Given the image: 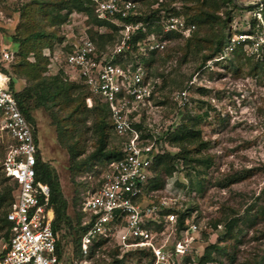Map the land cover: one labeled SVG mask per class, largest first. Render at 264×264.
Masks as SVG:
<instances>
[{
	"label": "rangeland",
	"instance_id": "374dc122",
	"mask_svg": "<svg viewBox=\"0 0 264 264\" xmlns=\"http://www.w3.org/2000/svg\"><path fill=\"white\" fill-rule=\"evenodd\" d=\"M29 1L0 0V51L7 48L8 52L12 51L15 54L16 61L10 64V68L13 77L17 78L18 90H22L31 82H49L59 70L63 69L64 72L62 63L64 47L74 45L82 34H87V30L95 28L83 16L75 17L56 30L58 39H61L62 43L56 39L51 45L41 42L25 50H16L13 41L17 36L20 10ZM167 1L169 6L171 4L169 9L172 6L176 8L175 16L192 22L191 26H194V29L191 33L199 34L194 39L193 45L200 41L198 43L203 48L201 55L209 54L213 46L211 47L212 44L203 41L202 38L211 35L210 25L217 26V24L204 20L202 7L194 0ZM234 5H237L236 9L233 8ZM137 6L138 12L149 10L146 6ZM248 6H252V9L249 10ZM216 11L215 16L227 20L228 17L230 18L226 26L224 25L223 34L238 33L245 29L246 25L256 21L258 15L264 14V0H233V3L220 4ZM102 31L107 30L102 29ZM188 38L183 37V40ZM183 40L168 43V49L158 54L155 71L164 74L168 82L167 88L162 93L163 101L166 102L165 126L171 123L173 128H180L178 127L180 123L183 124L193 117H201L198 128L207 147L198 152L199 148L193 146L192 153L196 157L209 155L214 160L210 169L197 166L196 172L187 168L184 172L173 175L165 187L164 193L166 197L174 199L171 201L174 206L186 202L193 204L196 208L193 216L198 218L202 227L194 246L193 261L190 260L189 264H199L204 248L208 244L218 246L212 254V261L208 264H264V70L258 68L253 60L250 61L240 51L236 52L234 63L229 64L221 60L222 63L215 64L219 62L215 59L208 62L209 70L206 71H210L212 79L202 76L209 84L208 89L198 91L202 82L198 79L202 80L200 79L202 77L196 78L189 89L190 101L186 115L189 114L191 118L186 117L182 122L181 117L174 115L175 107L171 97L173 93L182 89L195 66L200 62L198 59L200 55L196 56L193 50L190 52L185 50ZM68 112L70 110L50 116L46 111H38L35 138L41 159L56 173L64 196L70 204L69 212L73 216L75 213L73 200L83 188L82 183L79 182L90 180L91 187L87 189V196L91 193L96 179L92 176L84 177L88 169L75 177L70 173V154L62 142L60 143L58 130L53 124L62 117L65 118ZM95 119L93 115L82 114L72 125L73 130L77 131L67 142L70 148L76 145L82 150V154L76 157L77 164L84 163L92 151L95 139L92 127ZM160 121V110L152 103V106L146 110L145 122L149 128H153L155 124H160ZM119 141L112 134L111 146H118ZM7 144V137L0 130V177L3 178L6 177L1 165ZM169 148L172 152L176 151L175 148ZM97 162H101L100 167H104L105 160L95 161L93 165H99ZM176 183L183 186L177 187ZM11 184L12 181L8 180L7 185ZM190 189L194 198L188 195ZM234 220L236 223L231 232L227 233V224ZM3 233L4 231L0 236ZM68 237L66 233L65 238L61 239L63 251L66 258H69L67 264H70L71 245H68ZM2 243L0 239V251ZM125 256L127 254H119L113 259L107 255L102 262L93 264H138L139 258L130 254L127 258Z\"/></svg>",
	"mask_w": 264,
	"mask_h": 264
},
{
	"label": "built area",
	"instance_id": "2783aa9c",
	"mask_svg": "<svg viewBox=\"0 0 264 264\" xmlns=\"http://www.w3.org/2000/svg\"><path fill=\"white\" fill-rule=\"evenodd\" d=\"M91 2L97 19L120 28V41L109 53L99 54L88 35L82 34L62 63L70 79L73 76V80H80L94 97L108 106L113 134L121 142L122 158L105 164L91 193L86 196V192L83 198L81 224L85 231L80 242L79 264H92L96 259L105 258L107 255L103 252L107 248L118 249L120 255L148 250L150 262L142 256L140 264H189L187 259L193 261L194 246L200 235L198 225L191 221L188 228L178 231L176 215L170 212L174 199L164 196L154 203L143 195L153 160L161 152L154 141L142 139L133 124L140 122V112L144 110L146 114L152 106L155 86L138 62L125 63L124 67L113 63L117 55L162 51L165 42L154 34L141 43L131 42L134 32L145 27L124 24L118 19H128L138 13L133 0ZM257 17L254 27L248 24L238 33L226 35L223 54L215 61L223 60L240 47L248 56H264V20ZM159 24L164 34L177 33L185 38L194 29L177 16L162 18ZM14 58L12 52L0 51V63ZM195 80L196 77L189 87ZM10 82V76L0 70V130L8 139L1 169L17 185L6 215L12 226L9 239L1 246L0 264H61L56 254L58 236L52 226L50 190L46 184L36 181V140L9 89ZM173 99L178 108L187 107L189 88L176 92ZM91 102V98L86 100L88 107ZM156 225L160 226L157 230ZM104 242L107 247L103 246Z\"/></svg>",
	"mask_w": 264,
	"mask_h": 264
},
{
	"label": "trees",
	"instance_id": "16d2710c",
	"mask_svg": "<svg viewBox=\"0 0 264 264\" xmlns=\"http://www.w3.org/2000/svg\"><path fill=\"white\" fill-rule=\"evenodd\" d=\"M133 1L137 5L146 6L149 9L147 12H138L135 16L129 17L128 19H118V21L124 24H142V26L145 27V30L140 29L134 32L131 39L133 44L141 43L149 35L154 34V36L160 39L161 42H165L163 50L166 51L169 47L168 43L174 40H183V37L179 34H164L163 28L159 24L160 19L175 16L174 14L176 13V8L172 6V8L169 9L171 4L169 6L167 0ZM194 1L199 3L202 7L201 11L204 20L211 23L215 22L218 28L217 26L210 25L209 27L211 35L202 38L203 41L210 42V45L212 44L211 47L213 46L210 53L207 55H201L203 48L198 43L200 41L193 45L194 39L197 37V35H199L198 33L196 34L193 32L188 39L183 40L185 41V50L187 52L193 50L196 56L200 55L198 58L200 62L195 66L193 73L188 77L181 90L187 88L190 89L189 83L193 81L194 77L198 79L199 76H205L209 80L212 79V76L209 73L210 71H206L209 70L208 62L222 56L223 42L226 38V35L223 34L222 30L226 26L227 21H230L229 17L228 20L227 18H225V20L221 17L215 16L217 14L216 10L220 4L225 2L233 3V0ZM233 8L236 9L237 5H234ZM250 9H252V6L249 7V10ZM20 16L21 18L17 28V36H15L13 41L14 49L16 50H25L30 48L32 45L41 42H46L51 45L53 41L58 39L56 30L69 23L72 16H83L85 20L90 21L93 24L95 27L94 30H87V35L94 43L99 54L109 53L112 51L121 38L120 28L117 27L115 23L97 19L94 13V5L91 0H30L20 10ZM261 17L264 20V14H262ZM181 19L185 20L184 18ZM185 22L187 25H191L192 23L188 21ZM256 23L257 21H254L251 26L254 27ZM200 26L201 24L199 27ZM102 29H106L107 31L103 32ZM58 40L62 43L61 39ZM72 49V45L65 46L63 58L67 54L71 53ZM237 51L242 52V54L250 59V61L253 60L258 68H262L264 70V56H248L242 47L236 49L232 55L225 57L223 61H227L229 64L234 63ZM160 52L161 51H153L143 55L139 51H134L125 55H117L113 60L114 64H117L121 67H124V64L128 62L133 64L138 62V64L147 71L152 83L155 86L154 93L156 95L154 94L151 99L154 107L160 110V124H155L153 128H149L145 122L144 110L140 112V122L133 124V127L140 133L141 138L154 141L161 152L153 160L151 177L143 189V195L147 198V200L154 203H157L159 198L167 196L164 193L165 187L168 180L173 178V175L184 172L187 168H190L192 171L196 172L197 166L210 169L214 162L212 156L201 155V157H196L193 155V146H197L199 148L198 152L205 150L207 147V143L202 140L201 131L198 128V121L201 119V117H193L191 120L184 122L186 117L188 119L191 118L189 114L186 115L189 106L185 107L184 109L178 108L176 102L173 99L174 93L171 97L172 104L175 107L174 115L176 117H181L183 120L182 122L184 123L179 124L178 127L180 128H173L171 123L166 124L165 126L166 121L164 119V105L166 102L163 101L164 97L162 93L167 88L168 82L165 79L164 74H158L155 71V65L158 64L156 59ZM12 53L14 54V52ZM185 57L186 56H184V58ZM15 61L16 58L10 62L0 63V70L10 76L11 82L9 84V89L14 94L17 106L22 116L32 127L34 137L37 133L36 113L38 111H46L50 116H53L54 113L70 110V112L66 114L65 118L62 117L56 122V124L53 122L54 126H56L58 130V139L60 143L62 142L64 147L67 149V152L70 154V173L72 177H75L84 170L88 169V171L84 173V177L92 176V178L97 180L103 167H100L102 166L100 165L101 162H97L99 165H93L95 161L105 160V166V164L122 158L120 149L121 142L119 141L118 146H111L113 131L108 106L102 103L98 98L94 97L80 80L70 79L66 71L64 70L63 72V69L59 70L49 82H31L22 90H18L16 87L17 78L13 77L10 68V64L15 63ZM223 61L215 62V64L222 63ZM12 69H14V67H12ZM205 77L200 78L202 80L198 79V81H202L198 91H204L208 89L209 84H207V80L203 79ZM88 98H91L92 100L91 107H88L86 104V100ZM82 114H90L96 117L95 123L92 127V131L95 134V139L92 145V151L90 152L88 158L84 160V163L77 164L76 157L82 154V150H79L76 145L70 148L69 142H67V140L73 136L72 134H74V132L77 131L73 130L72 125L77 117ZM131 119H133V116H131ZM79 134L81 136L80 132ZM169 147L173 149L175 148L177 152L175 150L172 152ZM195 164L197 165L195 166ZM35 170L36 181L46 184L50 190V207L54 211V220L52 226L53 231L58 236L56 244L57 257L61 264H67V259L69 258H66V254L63 251L64 246L62 239H64L66 233H68V245H71V252L69 254L70 264H79L81 260L80 242L85 231V228H83L81 224V204L83 201V196L86 194L88 187H90V180L79 182L82 183L83 188L81 193L78 192V195L73 200L75 203V213L72 216L69 212L70 204L64 196L59 179L54 170L41 159V152L39 149L37 153V163ZM8 180V178H3L2 176L0 177V233L4 231L2 236H0V239L3 242L2 245L10 237L12 225L7 221L6 215L13 204V192L17 188V185L14 182H12L11 185H7ZM176 185L177 187L183 186V184L179 183H176ZM191 192L192 190L190 189L188 194L189 196L192 195ZM192 197L194 198L195 196L192 195ZM195 211L196 208L189 202L179 204L178 206H173L170 209V212L176 215V226L178 231H183L188 228L191 221H195L197 223L199 230L202 229L201 224L198 222V218L193 216ZM235 223L236 221L234 220L227 224V233L231 232ZM217 227H219V224ZM159 228L160 226L156 225V230ZM102 244L104 247H107L105 242ZM107 249L108 251H104L103 253L108 255L110 258L112 257L114 259V257H117L120 254L118 249ZM217 249L218 246L216 244H208L205 246L199 264L210 263L212 261V254ZM125 254H127V256L130 254L136 258H139V264L142 261V256L146 257L147 260L149 259V262L151 259V255L148 250L138 249ZM127 256H125V258H127ZM187 261H190V259L188 258ZM96 262H102V258L94 260L92 264Z\"/></svg>",
	"mask_w": 264,
	"mask_h": 264
},
{
	"label": "crops",
	"instance_id": "0c3cea01",
	"mask_svg": "<svg viewBox=\"0 0 264 264\" xmlns=\"http://www.w3.org/2000/svg\"><path fill=\"white\" fill-rule=\"evenodd\" d=\"M75 17H79V16H72V18H71V19H73V18H75ZM2 50H7V48H5V49H2ZM72 80H73V76H72Z\"/></svg>",
	"mask_w": 264,
	"mask_h": 264
},
{
	"label": "water",
	"instance_id": "95a60500",
	"mask_svg": "<svg viewBox=\"0 0 264 264\" xmlns=\"http://www.w3.org/2000/svg\"><path fill=\"white\" fill-rule=\"evenodd\" d=\"M253 6V5H252ZM250 6H248L247 8H249Z\"/></svg>",
	"mask_w": 264,
	"mask_h": 264
}]
</instances>
